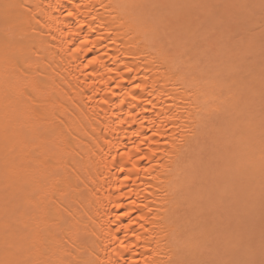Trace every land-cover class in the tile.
Segmentation results:
<instances>
[{
    "label": "bare ground",
    "instance_id": "obj_1",
    "mask_svg": "<svg viewBox=\"0 0 264 264\" xmlns=\"http://www.w3.org/2000/svg\"><path fill=\"white\" fill-rule=\"evenodd\" d=\"M0 264H264V0H0Z\"/></svg>",
    "mask_w": 264,
    "mask_h": 264
},
{
    "label": "snow or ice",
    "instance_id": "obj_2",
    "mask_svg": "<svg viewBox=\"0 0 264 264\" xmlns=\"http://www.w3.org/2000/svg\"><path fill=\"white\" fill-rule=\"evenodd\" d=\"M11 5H5V7L7 8V7H10Z\"/></svg>",
    "mask_w": 264,
    "mask_h": 264
}]
</instances>
